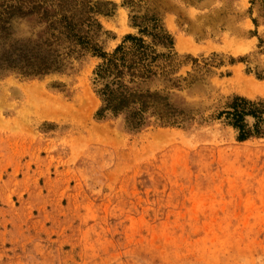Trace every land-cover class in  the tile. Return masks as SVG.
<instances>
[{"label": "rangeland", "instance_id": "1", "mask_svg": "<svg viewBox=\"0 0 264 264\" xmlns=\"http://www.w3.org/2000/svg\"><path fill=\"white\" fill-rule=\"evenodd\" d=\"M16 1L0 0V264H264V135L227 119L236 98L264 107V0H69L83 44L56 13L10 17ZM106 86L137 101L100 113Z\"/></svg>", "mask_w": 264, "mask_h": 264}, {"label": "trees", "instance_id": "2", "mask_svg": "<svg viewBox=\"0 0 264 264\" xmlns=\"http://www.w3.org/2000/svg\"><path fill=\"white\" fill-rule=\"evenodd\" d=\"M54 1L56 2L58 11H56V9L52 11V8L47 4V0H17L12 5H8L7 12L10 17L15 15L26 16L33 13H39L43 9V18H46V15H49V12L56 13L59 15V17L57 16V22L63 24V31L61 34L65 37L76 38L78 41L81 40V43L83 44V38L78 34L79 31H76L75 29V24L77 23H73L75 14L72 13L68 7L69 0ZM124 66V63L121 65H118L117 63H107L101 67L99 76L105 78L106 75L112 76L115 74V78H120L124 74ZM52 68L53 63H40L37 67H21V69L28 74L45 73L52 70ZM102 96L104 106L101 108L100 113L110 110L114 114H117L127 109L131 103L137 101L136 94L127 91L109 90L108 86L102 90ZM138 99L142 106L146 108L148 101L144 99L142 95H140ZM231 108L232 110L227 111V119L229 120V123L237 129L238 139L240 141L246 140L251 136L264 135V107L262 104L249 101L245 98H236ZM248 116H251L254 119L253 123L250 124L247 121L246 118Z\"/></svg>", "mask_w": 264, "mask_h": 264}, {"label": "bare ground", "instance_id": "3", "mask_svg": "<svg viewBox=\"0 0 264 264\" xmlns=\"http://www.w3.org/2000/svg\"><path fill=\"white\" fill-rule=\"evenodd\" d=\"M180 44H181V43H180ZM181 46H182V45H181ZM181 46H180V47H181ZM183 48H184V47H183ZM236 71H237V70H236ZM236 71H235V72H236ZM233 80H234V79H233ZM233 82H234V81H233ZM256 83H257V82L255 81V86H256ZM253 84H254V83H253ZM253 84H252V85H253ZM250 86H251V85H250ZM257 86H258V85H257ZM261 86H262V85H261ZM252 87H254V85H253ZM253 89H255V88H253ZM251 90H252V88H251ZM251 90H250V91H251ZM254 91H255V90H254ZM257 91H258V89H257ZM261 92H262V91H261ZM247 93H248V92H247ZM255 93H256V92H255Z\"/></svg>", "mask_w": 264, "mask_h": 264}]
</instances>
